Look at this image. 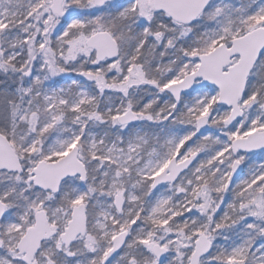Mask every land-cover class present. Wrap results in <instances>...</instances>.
<instances>
[{"label":"snow or ice","instance_id":"obj_1","mask_svg":"<svg viewBox=\"0 0 264 264\" xmlns=\"http://www.w3.org/2000/svg\"><path fill=\"white\" fill-rule=\"evenodd\" d=\"M0 264H264V0H0Z\"/></svg>","mask_w":264,"mask_h":264}]
</instances>
